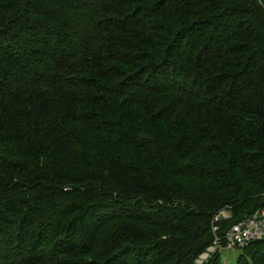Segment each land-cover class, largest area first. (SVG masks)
I'll use <instances>...</instances> for the list:
<instances>
[{
  "label": "trees",
  "instance_id": "obj_1",
  "mask_svg": "<svg viewBox=\"0 0 264 264\" xmlns=\"http://www.w3.org/2000/svg\"><path fill=\"white\" fill-rule=\"evenodd\" d=\"M262 208L264 0H0V264H219Z\"/></svg>",
  "mask_w": 264,
  "mask_h": 264
},
{
  "label": "built area",
  "instance_id": "obj_2",
  "mask_svg": "<svg viewBox=\"0 0 264 264\" xmlns=\"http://www.w3.org/2000/svg\"><path fill=\"white\" fill-rule=\"evenodd\" d=\"M222 215V211L220 212ZM227 215V214H226ZM219 214L215 219L219 218ZM225 216V215H223ZM213 226V230H216ZM226 247H244L251 241L264 239V208L231 225L225 233ZM219 239L216 238L215 241ZM216 243V242H215ZM209 251V248H208Z\"/></svg>",
  "mask_w": 264,
  "mask_h": 264
},
{
  "label": "rangeland",
  "instance_id": "obj_3",
  "mask_svg": "<svg viewBox=\"0 0 264 264\" xmlns=\"http://www.w3.org/2000/svg\"><path fill=\"white\" fill-rule=\"evenodd\" d=\"M228 214L226 211H222V215ZM226 240V238H225ZM216 245L209 247V251L203 253L200 258L197 260L201 263L211 252H214L215 249L218 250L220 253V263L219 264H235L236 257L240 252L238 247L231 248V247H220L219 242L220 240L215 241Z\"/></svg>",
  "mask_w": 264,
  "mask_h": 264
}]
</instances>
